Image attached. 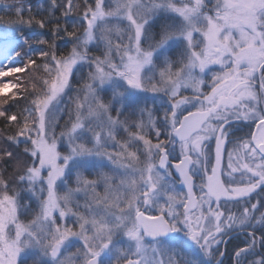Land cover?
<instances>
[{
    "label": "snow or ice",
    "instance_id": "snow-or-ice-1",
    "mask_svg": "<svg viewBox=\"0 0 264 264\" xmlns=\"http://www.w3.org/2000/svg\"><path fill=\"white\" fill-rule=\"evenodd\" d=\"M0 12V264H264V0Z\"/></svg>",
    "mask_w": 264,
    "mask_h": 264
},
{
    "label": "trees",
    "instance_id": "trees-1",
    "mask_svg": "<svg viewBox=\"0 0 264 264\" xmlns=\"http://www.w3.org/2000/svg\"><path fill=\"white\" fill-rule=\"evenodd\" d=\"M74 2H82V0H74ZM0 14H3V13L0 12ZM7 30H8V26L7 25L0 24V32L7 31ZM58 44H59V47L62 50L65 49L66 45L63 42H58ZM67 47H70V45H67ZM92 54H98V53H95L93 51ZM5 63H7V62H5ZM38 63H39V60H38ZM14 66H23V65L20 64L19 62H17V65H14ZM39 74L40 73H38V72L34 73L32 70L29 69V70H26L24 73H15V74H12V75L8 76L10 78H7V79H9L7 82H11V83L24 82L25 86H30V77H32L33 75H39ZM6 77H3V78H6ZM0 79H2V78H0ZM12 91H17V90L16 89H10L8 91V94L10 95ZM21 103H23V100H21ZM240 241H242L241 237H235V239H233L229 244H227L228 246H226V250L228 252V255L232 254V252L234 251L235 246ZM225 262H228V258H227V261H225Z\"/></svg>",
    "mask_w": 264,
    "mask_h": 264
},
{
    "label": "rangeland",
    "instance_id": "rangeland-1",
    "mask_svg": "<svg viewBox=\"0 0 264 264\" xmlns=\"http://www.w3.org/2000/svg\"><path fill=\"white\" fill-rule=\"evenodd\" d=\"M7 78H10V77H6V78H2V79H0V83H6L9 79H7ZM6 80V81H5ZM72 84H73V87H75V85H76V78H74L73 80H72ZM7 91H9V90H7ZM75 93H73V92H69V95H74ZM67 99H68V97L66 96V97H64V101L66 102L67 101ZM63 106V105H62ZM63 123V119L61 120V124ZM243 131L244 132H247V131H249V129L247 128V127H244V129H243ZM209 144L211 145V146H214V141H209ZM228 147L230 148L231 147V145L229 144L228 145ZM178 180H176V190L177 191H182L179 187H178ZM198 184H199V182H198ZM197 184V185H198ZM196 191H197V194H198V188L196 189ZM234 235V237H241L242 238V241H243V239H244V236L242 235V234H238V233H234L233 234ZM226 246H228V245H222V247H225L226 248ZM227 251V250H226ZM228 253V252H227ZM227 258H228V256H226L225 257V261H227ZM225 264H228V262H225Z\"/></svg>",
    "mask_w": 264,
    "mask_h": 264
},
{
    "label": "flooded vegetation",
    "instance_id": "flooded-vegetation-1",
    "mask_svg": "<svg viewBox=\"0 0 264 264\" xmlns=\"http://www.w3.org/2000/svg\"><path fill=\"white\" fill-rule=\"evenodd\" d=\"M244 129V128H243ZM178 180V179H177ZM198 182H199V179L197 178V180H196V183L198 184ZM178 187L182 190V191H185L183 188H181L180 186H179V180H178Z\"/></svg>",
    "mask_w": 264,
    "mask_h": 264
},
{
    "label": "water",
    "instance_id": "water-1",
    "mask_svg": "<svg viewBox=\"0 0 264 264\" xmlns=\"http://www.w3.org/2000/svg\"><path fill=\"white\" fill-rule=\"evenodd\" d=\"M179 186L186 191V189L184 188V186L180 182H179Z\"/></svg>",
    "mask_w": 264,
    "mask_h": 264
}]
</instances>
